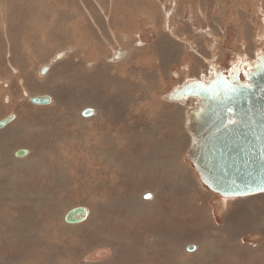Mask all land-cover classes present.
<instances>
[{
  "label": "rangeland",
  "instance_id": "obj_1",
  "mask_svg": "<svg viewBox=\"0 0 264 264\" xmlns=\"http://www.w3.org/2000/svg\"><path fill=\"white\" fill-rule=\"evenodd\" d=\"M262 50L264 0H0V264H264V193L205 187L163 99Z\"/></svg>",
  "mask_w": 264,
  "mask_h": 264
},
{
  "label": "water",
  "instance_id": "obj_2",
  "mask_svg": "<svg viewBox=\"0 0 264 264\" xmlns=\"http://www.w3.org/2000/svg\"><path fill=\"white\" fill-rule=\"evenodd\" d=\"M60 53L59 57L65 54ZM115 55L122 60L125 53L119 50ZM208 64L206 73L186 79L165 96L172 103L195 101L186 112L185 127L191 138L187 160L200 182L223 199L263 193L264 51L253 61L239 55L236 64L226 68ZM31 102L48 105L51 98L36 96ZM92 113L88 109L84 115ZM12 119L10 115L0 121V128ZM87 214L85 208H76L67 214L66 223L83 222Z\"/></svg>",
  "mask_w": 264,
  "mask_h": 264
},
{
  "label": "bare ground",
  "instance_id": "obj_3",
  "mask_svg": "<svg viewBox=\"0 0 264 264\" xmlns=\"http://www.w3.org/2000/svg\"><path fill=\"white\" fill-rule=\"evenodd\" d=\"M11 5V4H10ZM7 7V9H8V6H6ZM9 7H11V6H9ZM32 7V6H31ZM10 9V8H9ZM47 9V8H46ZM106 9V8H105ZM2 10V9H1ZM11 10V9H10ZM22 10V9H21ZM19 11V10H18ZM8 12V11H7ZM6 12V13H7ZM11 12V11H10ZM202 12V11H201ZM205 13V12H204ZM12 14H13V11H12ZM32 14V13H31ZM179 14V13H178ZM8 15V14H7ZM6 15V16H7ZM18 15H20V14H18ZM200 15H201V13H200ZM204 15V14H203ZM104 16V15H103ZM106 16V15H105ZM111 16V15H110ZM109 15H108V17H110ZM22 17V16H21ZM114 17V16H113ZM112 17V18H113ZM12 18V17H11ZM15 18V17H14ZM20 18V17H19ZM23 18V17H22ZM106 18V17H105ZM6 21V18H5V20H4V22ZM7 21H8V19H7ZM13 21H15L14 19H13ZM109 21H110V19H109ZM3 22V23H4ZM9 22V21H8ZM44 22V21H43ZM10 23V22H9ZM80 24V23H79ZM14 25V24H13ZM12 25V26H13ZM6 26H7V24H6ZM79 25H77L76 26V28L78 27ZM83 26V25H82ZM81 26V27H82ZM7 28V27H6ZM3 29V28H2ZM83 29V28H82ZM79 31V30H78ZM83 31V30H82ZM19 33V32H18ZM211 36V35H210ZM214 38V37H213ZM50 41V40H49ZM8 45V44H7ZM59 45V44H58ZM85 46V45H84ZM77 47V46H76ZM75 47V48H76ZM13 48V47H12ZM24 48V47H23ZM76 50V49H75ZM74 50V51H75ZM78 50V49H77ZM77 50H76V52H77ZM67 51V50H66ZM8 54V53H7ZM61 53H58L56 56H55V58L52 60V62H58L57 60H62V58L64 57V55L62 54V56L61 57H59V55H60ZM116 52L114 53V55H113V58H112V60L113 61H119V60H116L115 59V57H116ZM257 55V54H256ZM245 57V56H244ZM7 58V57H6ZM254 59H255V57H254ZM248 60H250V58L248 59ZM71 61V60H70ZM250 61H253V59L252 60H250ZM66 63V62H65ZM64 63V64H65ZM236 64V63H235ZM66 65V64H65ZM64 65V66H65ZM234 65V64H233ZM63 67V66H62ZM44 68H47V71L49 70V66H44L43 68H41V70H40V73L42 74V71H43V69ZM67 68V67H66ZM210 69V68H209ZM47 71L45 72V74L47 73ZM228 72V71H227ZM206 73V72H205ZM45 74H42V75H45ZM242 77V76H241ZM45 81H47V80H45ZM45 83V82H44ZM181 84V83H180ZM179 84V85H180ZM25 92V91H24ZM41 96H45V95H41ZM47 96V95H46ZM36 97V96H35ZM32 98H34V97H32ZM31 98V99H32ZM31 99H30V101H31ZM165 101H167L166 99H165V97L163 98ZM167 102H169V101H167ZM195 101L192 99V100H189V101H187L186 103H179V104H182V107L183 106H185V107H183L184 109H187L186 107H188L189 108V106L191 105V103H194ZM51 103V102H50ZM175 104V103H174ZM35 105H37V104H35ZM41 105H43V104H41ZM15 107H17V106H15ZM187 112V111H186ZM186 112H185V123H186ZM94 114V112L90 115V116H92ZM84 115V114H83ZM85 116V115H84ZM90 116H85V117H90ZM9 117V116H8ZM8 117H6L5 119H2V120H6ZM15 119V116L13 115V119L11 120V121H9L8 123H6L3 127H5L7 124H9L10 122H12L13 120ZM2 120H0V121H2ZM100 123V122H99ZM96 124H98L97 122L95 123V125ZM8 126V125H7ZM3 127H1V128H3ZM0 128V129H1ZM96 129H97V126L95 127ZM186 128V127H185ZM5 132V131H4ZM3 133V132H2ZM3 135V134H2ZM125 150V149H124ZM129 152V151H128ZM187 152H188V150H187ZM124 153H126V152H124ZM134 153V152H133ZM26 155V151H24V150H21L20 151V155L18 156V157H23V156H25ZM126 155V154H125ZM130 156V155H129ZM127 158H128V155H127ZM130 159V158H129ZM128 160V159H127ZM127 162V161H126ZM130 163L131 164H133V161H130ZM176 164V163H175ZM174 164V165H175ZM130 165V164H129ZM103 168V167H102ZM101 168V169H102ZM135 168H136V166H135ZM101 169L99 168L97 171H96V175H97V178L99 179V181L102 179V178H104V177H106V175L105 174H107V172H102L101 171ZM104 171V170H103ZM108 176V175H107ZM151 176H152V174H151ZM105 181V180H104ZM140 181V180H139ZM123 184H125L126 183V181L124 180L123 182H122ZM100 184V183H99ZM165 189V188H164ZM159 190H160V188H159ZM166 190H167V188H166ZM170 191V190H169ZM162 192V191H161ZM167 192V191H166ZM155 193V192H154ZM264 193V192H263ZM156 194V193H155ZM259 194H261V193H259ZM256 195H258V194H256ZM173 196V195H172ZM252 196H254V195H252ZM158 197V196H157ZM170 198L171 197H169L168 199L170 200ZM173 198V197H172ZM167 199V200H168ZM174 200H176V198H175V195H174V198H173ZM233 199V198H232ZM172 200V199H171ZM224 200H228V199H224ZM223 200V201H224ZM234 200V199H233ZM162 201V200H161ZM165 202V201H164ZM163 202V203H164ZM225 202V201H224ZM170 203V202H169ZM176 203V202H175ZM174 203V204H175ZM166 205L168 204V202H166L165 203ZM200 204V203H199ZM165 205V206H166ZM181 205V204H180ZM174 206V205H173ZM227 206V205H226ZM156 207V206H155ZM76 208H85V207H82V206H75V207H73V208H71L70 210H68L67 212H66V214L64 215V217H63V220H64V222L63 223H65L66 225H71V226H74L75 224H68V223H66V216H67V214L70 212V211H72V210H74V209H76ZM171 208H172V206H171ZM86 210H87V218L89 217V211H88V209L87 208H85ZM175 209V208H174ZM174 209H173V211H174ZM164 211V210H163ZM180 212V211H179ZM184 212V211H183ZM159 213V212H158ZM165 213H166V211H165ZM186 213V212H185ZM180 215H181V213H180ZM174 217V216H173ZM176 217V216H175ZM181 217V216H180ZM182 217H183V215H182ZM87 218L85 219V220H87ZM185 219V218H184ZM190 219V218H189ZM84 220V221H85ZM179 220V219H178ZM181 220V219H180ZM192 220V219H191ZM83 221V222H84ZM187 222V221H186ZM80 223H82V222H80ZM80 223H78V225L80 224ZM189 223V222H188ZM178 224V223H177ZM190 224V223H189ZM179 225V224H178ZM186 225V224H185ZM263 225H264V223H263ZM154 226V225H153ZM154 228V227H153ZM152 228V229H153ZM157 231V230H156ZM159 231V230H158ZM162 232H163V228H162V230H161ZM154 232V231H153ZM160 232V231H159ZM140 237V236H139ZM153 239V238H152ZM141 240V239H140ZM190 247H193V246H190ZM187 250H189V249H187Z\"/></svg>",
  "mask_w": 264,
  "mask_h": 264
},
{
  "label": "flooded vegetation",
  "instance_id": "obj_4",
  "mask_svg": "<svg viewBox=\"0 0 264 264\" xmlns=\"http://www.w3.org/2000/svg\"><path fill=\"white\" fill-rule=\"evenodd\" d=\"M228 67V66H227Z\"/></svg>",
  "mask_w": 264,
  "mask_h": 264
}]
</instances>
